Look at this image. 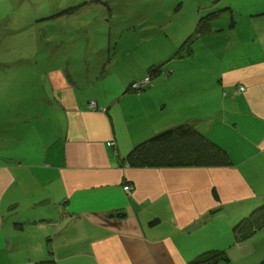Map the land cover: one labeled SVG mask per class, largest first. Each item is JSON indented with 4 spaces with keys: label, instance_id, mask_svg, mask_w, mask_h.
Here are the masks:
<instances>
[{
    "label": "crops",
    "instance_id": "crops-1",
    "mask_svg": "<svg viewBox=\"0 0 264 264\" xmlns=\"http://www.w3.org/2000/svg\"><path fill=\"white\" fill-rule=\"evenodd\" d=\"M228 8V29L243 21L264 35V0ZM235 38L229 47L246 44ZM106 72L85 79L109 83L87 86L85 97L69 69L46 70L44 97L30 104L20 70L1 74L0 111H18L0 125V264H192L212 254L221 255L215 264H264V228L233 236L264 205V52L138 93L130 85L142 75L122 83ZM180 124L222 147L231 165L125 163L136 145Z\"/></svg>",
    "mask_w": 264,
    "mask_h": 264
},
{
    "label": "rangeland",
    "instance_id": "rangeland-1",
    "mask_svg": "<svg viewBox=\"0 0 264 264\" xmlns=\"http://www.w3.org/2000/svg\"><path fill=\"white\" fill-rule=\"evenodd\" d=\"M261 1L0 0V77L4 71L19 69L25 79L21 102L30 104L36 96L44 97L42 75L56 66L70 70L85 97L93 93L87 86L100 88L109 84L85 80L102 71H109L105 74L110 77L118 76L122 83L142 75L143 80L135 82L139 84L146 79L149 67L160 66L162 72L153 79L155 85L173 74L171 83L178 75L185 78L188 72L204 70L217 74L222 66L237 64L239 57L251 60L254 55H263L264 35L258 38L253 25L242 21L237 30L228 29L229 6L239 13L257 8ZM67 9L68 13L58 15ZM206 18L211 30L186 45ZM233 36L246 44L229 47L227 41ZM131 85L138 89L134 83ZM13 111L18 110L2 108L0 125L2 117H16ZM32 119V126H39L40 119L38 124ZM247 264L254 263L247 261Z\"/></svg>",
    "mask_w": 264,
    "mask_h": 264
},
{
    "label": "trees",
    "instance_id": "trees-1",
    "mask_svg": "<svg viewBox=\"0 0 264 264\" xmlns=\"http://www.w3.org/2000/svg\"><path fill=\"white\" fill-rule=\"evenodd\" d=\"M67 10L58 15L62 16L68 13L69 9ZM207 20L208 18L204 24L197 27L194 35L187 40L186 45L194 37L211 30V25L208 24L209 21ZM161 72L160 66L149 67L146 75L149 82L139 83L138 89H133L130 85V90L138 93L147 87L155 86L153 79L157 78ZM125 163L132 168L226 167L231 165V159L222 147L208 139L194 126L180 124L136 145L125 157ZM263 228L264 205L254 209L233 227L234 240L235 242L246 241ZM220 258V254H212L192 264H215Z\"/></svg>",
    "mask_w": 264,
    "mask_h": 264
},
{
    "label": "built area",
    "instance_id": "built-area-1",
    "mask_svg": "<svg viewBox=\"0 0 264 264\" xmlns=\"http://www.w3.org/2000/svg\"><path fill=\"white\" fill-rule=\"evenodd\" d=\"M148 82H149V79L146 78V79H144V81L142 83L145 84V83H148ZM134 87L139 88L140 87V84H134ZM240 90L242 91V90H244V88L241 87ZM93 105L96 107V104L94 102H91V106H93ZM123 189H124L125 192L130 193V191H131L132 188L129 185H126V186H124Z\"/></svg>",
    "mask_w": 264,
    "mask_h": 264
},
{
    "label": "water",
    "instance_id": "water-1",
    "mask_svg": "<svg viewBox=\"0 0 264 264\" xmlns=\"http://www.w3.org/2000/svg\"><path fill=\"white\" fill-rule=\"evenodd\" d=\"M123 215H124V214H120V213H118V214H116V217H123Z\"/></svg>",
    "mask_w": 264,
    "mask_h": 264
}]
</instances>
